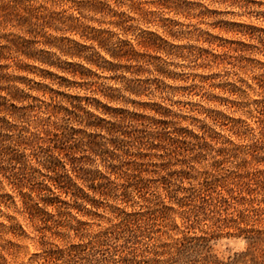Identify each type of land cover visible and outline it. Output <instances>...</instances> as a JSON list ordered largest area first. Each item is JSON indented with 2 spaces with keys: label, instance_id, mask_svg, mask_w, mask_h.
I'll return each instance as SVG.
<instances>
[{
  "label": "clouds",
  "instance_id": "9594fccd",
  "mask_svg": "<svg viewBox=\"0 0 264 264\" xmlns=\"http://www.w3.org/2000/svg\"><path fill=\"white\" fill-rule=\"evenodd\" d=\"M0 264H264V0H0Z\"/></svg>",
  "mask_w": 264,
  "mask_h": 264
},
{
  "label": "rangeland",
  "instance_id": "374dc122",
  "mask_svg": "<svg viewBox=\"0 0 264 264\" xmlns=\"http://www.w3.org/2000/svg\"><path fill=\"white\" fill-rule=\"evenodd\" d=\"M23 67L29 68V66H27V65H25ZM69 67H71V68H79V66H77V65H69ZM81 71H83V69H81ZM47 75H52V74L51 73H47Z\"/></svg>",
  "mask_w": 264,
  "mask_h": 264
}]
</instances>
